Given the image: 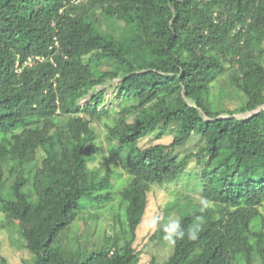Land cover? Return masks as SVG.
<instances>
[{"label": "trees", "instance_id": "16d2710c", "mask_svg": "<svg viewBox=\"0 0 264 264\" xmlns=\"http://www.w3.org/2000/svg\"><path fill=\"white\" fill-rule=\"evenodd\" d=\"M263 105L264 0H0V210L18 221L35 264L141 261L119 236L85 259L81 244L65 248L85 208L113 199V171L89 166L94 122L128 174L121 199L134 236L153 185L197 160L201 199L167 208L185 236L164 264H264ZM170 127L172 142L141 144ZM189 141L196 151L181 155Z\"/></svg>", "mask_w": 264, "mask_h": 264}, {"label": "rangeland", "instance_id": "374dc122", "mask_svg": "<svg viewBox=\"0 0 264 264\" xmlns=\"http://www.w3.org/2000/svg\"><path fill=\"white\" fill-rule=\"evenodd\" d=\"M223 81L224 84H227L228 79L225 78ZM214 89L218 93L220 85L217 84ZM106 95L108 100L115 102L116 94L114 89L109 87ZM219 98L222 102H227L232 108L237 107V99L228 98L227 96H219ZM85 102H87V99L83 100L82 104ZM236 115L242 117L247 115V113H236ZM93 125L98 132L96 145L99 150L95 154V160L90 162L89 166L90 168L101 169L102 173L106 169L113 171L111 178L113 199L106 202L104 206L94 204V206L85 208L77 220L66 229L65 238L68 239L66 240L67 245L71 244L73 247L65 248L74 251L81 244L82 247H77L76 250L79 249L85 259L90 252L104 244L106 238L119 236L121 243L125 239L133 240L134 246L141 253L139 264H148L152 259H154L155 264H164L171 255L174 244L164 238L152 240V236L172 220H180V215H176L177 209H172L168 219H166V210L171 204L173 206L174 203L179 201L184 203L187 198L194 202L201 199L198 193L197 178L193 175V172L198 170L196 158L191 159L187 166V171L177 180L153 185L149 192V204L145 217L134 236L129 230H126L127 225L121 199V191L128 182V174L123 169L120 161L109 150L105 138L106 127L104 124L94 122ZM167 131L161 139H156V133H152L141 141V144L147 145L151 142L170 143L177 134L172 127L168 128ZM196 146L194 141H189L185 147H180L179 151L181 155H184L190 151H196ZM76 237H78L79 243H77ZM0 256L7 258L11 264H35L34 255L27 249L26 242L20 234L18 221L9 224L1 210Z\"/></svg>", "mask_w": 264, "mask_h": 264}, {"label": "clouds", "instance_id": "9594fccd", "mask_svg": "<svg viewBox=\"0 0 264 264\" xmlns=\"http://www.w3.org/2000/svg\"><path fill=\"white\" fill-rule=\"evenodd\" d=\"M201 212L205 211L208 207L207 201L201 200ZM197 223L193 229L189 230L188 237L192 240L196 239L197 232L199 231L200 224L203 223V217H197ZM164 239L174 244L177 240L182 239L185 236V231L181 229V225L178 220H172L164 227Z\"/></svg>", "mask_w": 264, "mask_h": 264}, {"label": "built area", "instance_id": "2783aa9c", "mask_svg": "<svg viewBox=\"0 0 264 264\" xmlns=\"http://www.w3.org/2000/svg\"><path fill=\"white\" fill-rule=\"evenodd\" d=\"M70 1H71V3L77 4V3L81 2L82 0H70ZM38 59L42 60L43 57H41V56L29 57L27 59V64H30L31 65V64H33Z\"/></svg>", "mask_w": 264, "mask_h": 264}, {"label": "water", "instance_id": "95a60500", "mask_svg": "<svg viewBox=\"0 0 264 264\" xmlns=\"http://www.w3.org/2000/svg\"><path fill=\"white\" fill-rule=\"evenodd\" d=\"M261 109H264V105H263L261 108H259L258 110L254 111V112H258V111H260Z\"/></svg>", "mask_w": 264, "mask_h": 264}]
</instances>
